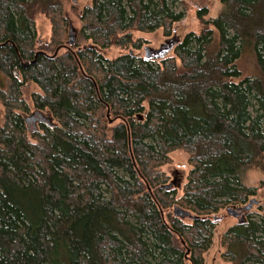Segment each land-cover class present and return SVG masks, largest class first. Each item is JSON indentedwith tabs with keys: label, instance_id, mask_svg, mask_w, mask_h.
Wrapping results in <instances>:
<instances>
[{
	"label": "trees",
	"instance_id": "16d2710c",
	"mask_svg": "<svg viewBox=\"0 0 264 264\" xmlns=\"http://www.w3.org/2000/svg\"><path fill=\"white\" fill-rule=\"evenodd\" d=\"M175 1H73L70 43L64 0H0V264H205L214 224L260 194L242 173L264 170V0L199 7L198 32L146 58L135 32L171 35ZM248 49L259 74L238 64ZM177 148L189 170L165 188ZM248 211L222 238L226 264H264V211Z\"/></svg>",
	"mask_w": 264,
	"mask_h": 264
},
{
	"label": "rangeland",
	"instance_id": "374dc122",
	"mask_svg": "<svg viewBox=\"0 0 264 264\" xmlns=\"http://www.w3.org/2000/svg\"><path fill=\"white\" fill-rule=\"evenodd\" d=\"M73 1L78 2L81 6H83L89 3L91 0H64V13L69 18L74 27L73 31H69V38L71 37V35H73L75 38L78 29L82 25V22L80 21L77 12L73 8ZM174 6L176 10L183 11V16L180 18V20L175 21L173 23L171 35H166L163 27H158L153 31L135 32V37L142 36L143 39H145L142 48L140 49L143 54L145 53V46L160 48L161 45L166 42V39L168 37L177 36L182 39L185 34L189 31L198 32L201 28V20L197 13L198 8L205 7L207 8L206 16H214L217 15L218 11L221 9L222 0H176ZM36 20L39 37L43 40H47L50 37L52 31L50 19L45 16L42 12H39L36 15ZM122 50L123 49L121 47L113 45L105 50V54L109 56H115L119 54ZM166 53L167 55H172L174 53L172 47L167 49L164 54ZM155 60L158 61L160 60V58H155ZM238 64L243 70V75L248 73H252L253 75L261 73V69L259 68V66L256 65L254 57L249 51V49L245 51L242 58L238 60ZM23 89L26 102L32 108L33 102L31 94L34 90H39V87L35 83L30 82L29 84L25 85ZM38 112L39 111L34 110L32 114L29 113L31 114L30 117L32 119L35 118L38 120V118L41 116V113ZM3 114L4 107L3 104L0 102V124L3 121ZM170 155L172 156V162L163 165L162 168L166 170L167 174H170V178L172 177V171L176 169L181 170L182 174L186 175L189 170L187 152L182 148H177L173 150ZM242 178L246 185L252 187H254L255 185H260L261 179L264 178V170H261V168L257 167H249L248 169L243 171ZM172 179L173 178H171L167 182H170ZM180 194H182V188L179 185L178 195ZM254 197L258 199V202L250 208L251 210L246 213V216L252 215L255 219H258V211H264V187L260 189V194L254 195ZM232 206L233 204H231L229 207L232 208ZM225 211L226 212L224 213L223 211L219 213L220 215L223 213L224 216L219 219L212 227L213 240L209 249L204 253L205 264H226L223 258V253L225 249L222 243V238L224 234L228 231V228L232 224L237 223V217L229 214L228 210Z\"/></svg>",
	"mask_w": 264,
	"mask_h": 264
},
{
	"label": "water",
	"instance_id": "95a60500",
	"mask_svg": "<svg viewBox=\"0 0 264 264\" xmlns=\"http://www.w3.org/2000/svg\"><path fill=\"white\" fill-rule=\"evenodd\" d=\"M178 39H179L178 37H168L166 39V42L163 43L160 48H154L152 46H145V57L146 58H152V57H157V56L162 55L163 53H165V51L167 49L171 48L174 45V43L178 41ZM73 40H74V36L71 35L68 42H73ZM175 183H176V178L174 177L170 182L165 183L164 187L169 188V187L173 186ZM256 202H258V199L256 197H253L246 204H244V205H233L232 208L228 207L227 210H228L229 214L239 217L240 215H243V213L245 211L250 210V208ZM174 213H175V215H178L181 217L192 216V213L190 210H188L187 208H185L179 204L174 205Z\"/></svg>",
	"mask_w": 264,
	"mask_h": 264
},
{
	"label": "bare ground",
	"instance_id": "6f19581e",
	"mask_svg": "<svg viewBox=\"0 0 264 264\" xmlns=\"http://www.w3.org/2000/svg\"><path fill=\"white\" fill-rule=\"evenodd\" d=\"M70 43H73V42H70Z\"/></svg>",
	"mask_w": 264,
	"mask_h": 264
}]
</instances>
